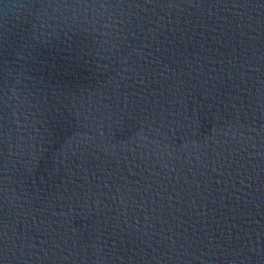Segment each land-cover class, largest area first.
I'll use <instances>...</instances> for the list:
<instances>
[{
	"label": "water",
	"instance_id": "water-1",
	"mask_svg": "<svg viewBox=\"0 0 264 264\" xmlns=\"http://www.w3.org/2000/svg\"><path fill=\"white\" fill-rule=\"evenodd\" d=\"M0 264H264V0H0Z\"/></svg>",
	"mask_w": 264,
	"mask_h": 264
}]
</instances>
